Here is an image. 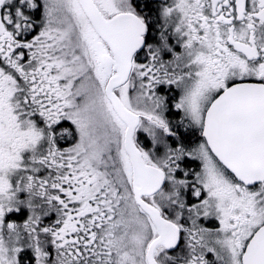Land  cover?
I'll list each match as a JSON object with an SVG mask.
<instances>
[{
	"label": "snow or ice",
	"instance_id": "6c2138e0",
	"mask_svg": "<svg viewBox=\"0 0 264 264\" xmlns=\"http://www.w3.org/2000/svg\"><path fill=\"white\" fill-rule=\"evenodd\" d=\"M0 264H264V0H0Z\"/></svg>",
	"mask_w": 264,
	"mask_h": 264
}]
</instances>
